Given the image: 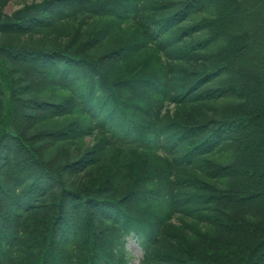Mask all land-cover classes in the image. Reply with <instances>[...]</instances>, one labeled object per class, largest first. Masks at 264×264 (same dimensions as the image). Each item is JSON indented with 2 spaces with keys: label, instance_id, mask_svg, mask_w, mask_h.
Instances as JSON below:
<instances>
[{
  "label": "trees",
  "instance_id": "obj_1",
  "mask_svg": "<svg viewBox=\"0 0 264 264\" xmlns=\"http://www.w3.org/2000/svg\"><path fill=\"white\" fill-rule=\"evenodd\" d=\"M0 0V264H264V0Z\"/></svg>",
  "mask_w": 264,
  "mask_h": 264
},
{
  "label": "rangeland",
  "instance_id": "obj_2",
  "mask_svg": "<svg viewBox=\"0 0 264 264\" xmlns=\"http://www.w3.org/2000/svg\"><path fill=\"white\" fill-rule=\"evenodd\" d=\"M31 0H14L13 2H11L7 8H6V12L7 13H12L14 10L18 9L19 7H21L23 4H25L26 2H30ZM130 248L133 249V261L132 264H139L140 260L142 259V253L139 250V248L134 244L131 243L129 245Z\"/></svg>",
  "mask_w": 264,
  "mask_h": 264
}]
</instances>
